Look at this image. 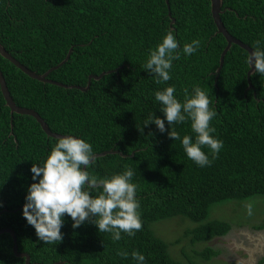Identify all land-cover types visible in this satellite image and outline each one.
Masks as SVG:
<instances>
[{"label":"trees","instance_id":"trees-1","mask_svg":"<svg viewBox=\"0 0 264 264\" xmlns=\"http://www.w3.org/2000/svg\"><path fill=\"white\" fill-rule=\"evenodd\" d=\"M176 22L171 25L166 0H0V44L30 70L48 79L88 90L64 88L31 78L0 54V70L14 102L35 110L51 131L78 136L94 154L120 151L95 159L90 175L110 176L130 167L142 227L129 237L98 232L90 217L79 228L65 217L63 239L45 244L22 216L27 187L33 183L32 163L45 159L56 138L50 137L31 115H11L0 87V230H14L19 252L32 263L136 264L132 251L145 255V264H180L168 245L152 230V223L183 216L201 223L195 241L226 235L231 225L207 221L214 204L264 196V76L247 79L248 51L233 44L216 72L226 38L217 33L210 0H170ZM221 19L231 35L249 45L264 46V0H223ZM171 29L182 48L200 41L196 52L185 56L180 49L173 61L171 79L157 83L144 70L149 50ZM110 72V73H108ZM175 85L183 89L200 86L216 110L210 124L223 147L210 165L199 167L190 160L180 140L169 139L154 124L144 126L150 113L163 118L154 92ZM166 129L169 127L165 122ZM181 137L195 138L190 121L173 123ZM143 128V131H140ZM133 156H131V154ZM264 229V224L258 227ZM118 251L129 255L121 257ZM213 252L204 250V257ZM0 264H26L13 252L10 233L0 235ZM264 264V260L260 263Z\"/></svg>","mask_w":264,"mask_h":264},{"label":"clouds","instance_id":"clouds-1","mask_svg":"<svg viewBox=\"0 0 264 264\" xmlns=\"http://www.w3.org/2000/svg\"><path fill=\"white\" fill-rule=\"evenodd\" d=\"M199 47L200 41L193 39L180 48L173 31L168 29L161 41L149 50L143 68L157 83L169 81L173 61L180 55L179 51L174 54V50L180 49L185 56H189ZM246 63L250 70L254 69L253 75L264 76V46L261 41L255 42ZM175 92V85H166L154 92L163 118L150 113L144 126L154 124L161 133L166 132L169 139L180 140L186 156L197 166L210 165L212 161L202 146L210 149L213 158L223 147V141L213 135L216 129L210 124L217 115L216 110L210 106L207 93L198 85H193L191 91L184 88L183 99L174 95ZM186 120L190 121L194 139L188 134L181 137L172 127L173 123L181 124ZM165 122L169 126L167 129ZM94 165L92 145L72 134L58 137L45 159L32 163L33 183L27 187L22 216L34 228L40 241L45 244L61 241V228L66 216L71 218L73 229L94 217L93 223L98 232L111 233L112 239L117 241L121 239L122 232L132 237L141 229L140 204L136 197L138 186L132 182L133 169L126 166L120 172L98 178L88 171ZM252 208L251 203L245 204L249 215ZM117 255L126 258L129 253L118 251ZM131 257L136 264L146 262L142 252L134 250Z\"/></svg>","mask_w":264,"mask_h":264},{"label":"rangeland","instance_id":"rangeland-1","mask_svg":"<svg viewBox=\"0 0 264 264\" xmlns=\"http://www.w3.org/2000/svg\"><path fill=\"white\" fill-rule=\"evenodd\" d=\"M253 205L249 215L245 204ZM207 221H221L235 227H260L264 224V196H255L244 200H232L214 204L209 212ZM201 223H196L183 216H175L153 222L151 227L154 234L162 239L169 249L172 259L180 264H218L211 258L206 261L204 250L210 249L213 255L216 251L211 246V240L195 241L193 231ZM223 264H226L223 262Z\"/></svg>","mask_w":264,"mask_h":264},{"label":"water","instance_id":"water-1","mask_svg":"<svg viewBox=\"0 0 264 264\" xmlns=\"http://www.w3.org/2000/svg\"><path fill=\"white\" fill-rule=\"evenodd\" d=\"M210 1H211V13H212L214 22H215V24L217 26V33L222 34L226 38V40H227V46L224 49V51L222 52V55H221V58H220V65H219V68L217 69V72H216V74H217V76H216V82H217V80L219 78V75H220V72H221V70L223 68V65H224L225 56L229 52V50L231 49V47H232L233 44L239 45L243 49L247 50L248 53L252 51V48L249 45L243 43L241 40L235 38L233 35H231L229 33V31L227 30V28L225 27V25H224V23H223V21L221 19V14L223 12L222 11L223 0H210ZM166 2H167V5H168V9H169V17L171 18V25H173L176 22V20H175V18L172 17V13H171V10H170V0H166ZM71 52H72V49L69 51V53H68L67 57L65 58V60L62 61L59 65H57L55 67H52L51 69H49L44 74H38V73L30 70L25 65L21 64L17 59H15L11 54H9L6 51V49L3 47V45L0 44V54L3 57H5L9 61H11L18 68H20V70H22L24 73H26L27 75H29L31 78L37 79V80L42 81V82H49V83H52V84H55V85H58V86H61V87H64V88H78V89H81L83 91H86V90H88L90 88L91 83H92V79L99 80L105 74H107V73H102L99 76L91 75L89 77V81H88L87 87L69 86V85H66V84H63V83H60V82H57V81H53L51 79H48V75L52 71L58 69L65 62L68 61V59L70 58ZM253 72H254V69L253 70H249L248 71V74H247L249 88H253V84H252V81H251V76L253 75ZM108 73H110V72H108ZM0 87H1V90H2V93H3V96H4L5 100H6V104L11 109V115L12 116L14 115V113L24 114V115H31V116H33L39 122V124L41 125L42 129L46 132V134L48 136L53 137V138H56V139L58 137L65 136V135H61V134H58V133H55V132L51 131V129L49 128V126L47 125V123L45 122V120L35 110L29 109V108H24V107H19L14 102V100H13V98L11 96V93H10L8 87H7L6 80H5V78H4L3 73H2L1 70H0ZM113 153H119L122 156H127V155H124L123 153H121L120 151L110 150V151H105V152H102V153H99V154H94V159H96L98 157L106 156L108 154H113ZM133 154L134 153H132L131 156H133ZM3 233H10L11 234V236L13 238V252H14V254L17 257L25 258V263L26 264H39V263H32L31 262V256L28 253L19 252V250H18V244H17V238L15 236L14 230L9 229V228L1 229L0 230V235L3 234ZM54 264H64V263L63 262H56Z\"/></svg>","mask_w":264,"mask_h":264},{"label":"crops","instance_id":"crops-1","mask_svg":"<svg viewBox=\"0 0 264 264\" xmlns=\"http://www.w3.org/2000/svg\"><path fill=\"white\" fill-rule=\"evenodd\" d=\"M211 246L217 253L206 261L213 258L218 264H260L264 260V229L233 227L226 235L214 237Z\"/></svg>","mask_w":264,"mask_h":264}]
</instances>
